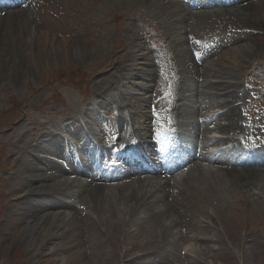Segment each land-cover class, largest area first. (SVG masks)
<instances>
[{
  "label": "rangeland",
  "instance_id": "rangeland-1",
  "mask_svg": "<svg viewBox=\"0 0 264 264\" xmlns=\"http://www.w3.org/2000/svg\"><path fill=\"white\" fill-rule=\"evenodd\" d=\"M78 1L82 12L74 11ZM52 2L37 10L40 15L46 14L49 21L43 19L39 24L37 17L39 26H34L28 19L14 15L6 23L5 28L9 29L3 26L0 36L1 41L6 38L5 44L0 46V264H264V181L261 175L242 187L234 177L214 183L203 167L198 176L193 171L190 180L179 186L182 191L168 194L167 186L166 195L174 214L168 233L159 227V220L142 224L147 215L143 209L135 211L136 214L127 213L129 203L116 206L117 202L110 200L108 206L99 198L89 204L79 200L77 189L72 186L63 189L64 196H59L57 187L46 193L42 189L40 194H49L45 199L52 202L60 198L62 203H56L59 207L41 209L36 216L48 213L50 218L66 212L82 219L70 222V227L59 223L54 229L55 235L48 231L51 220L42 227L33 226L35 221L29 216H22L18 221L16 212H23L25 201L15 207L27 189L39 183H30L28 179L33 175L38 181L44 176L52 177V161L46 160L55 159L52 157L55 153L61 159L64 158L61 153L71 156L73 152L75 157L81 158L84 152L89 156L81 146L82 140H85L84 147L87 146L88 139L80 134L95 145L94 142H100L101 123H107L110 128L118 127L122 132L126 127H135L134 122L127 123L128 119L123 116L127 118V111L138 105L148 113L157 80L163 74L170 78L171 66L167 64L162 70L159 67L165 63L167 54L178 73L172 89L167 92L177 99L176 121L180 122L178 130L185 137L193 140L189 131L196 129L195 118L200 113L197 106L202 103L197 95L202 87L193 86L192 76L198 46L210 48L209 58H214L210 67L217 70V78L227 80L231 76L237 88L244 89L241 102H246L248 95L251 100L255 95L251 88L256 87L262 88L259 99L264 105V0H251L252 5L243 15L232 19L195 15L191 20L181 11L174 12L177 8H171L170 3L165 4L163 0ZM225 4L218 5L229 8ZM72 16L74 20L67 19ZM115 16L122 20L121 27L115 23ZM73 25L78 31H69ZM235 27L254 33L236 39L232 37ZM17 38L21 39L20 43ZM157 49L166 50L155 59ZM11 53L13 57L9 58ZM142 53H147V62L136 58ZM133 54L139 64L135 67L138 70H133L137 72L135 77L131 75L132 70L129 71ZM18 63L21 68L17 67ZM150 70L153 80L148 92L132 95L139 88L135 85L150 86L144 77H137L145 76V72L150 74ZM249 72L253 74L251 79ZM227 83L232 85L227 91L233 90L231 94L237 101L241 93ZM140 88L145 90L144 86ZM214 90L205 96H214L212 101L217 99L220 105L223 98L216 97V93L221 91ZM168 103L172 104L170 99ZM256 105L257 102L250 101L246 110H253ZM210 107L201 110L202 113L220 109L213 104ZM242 114L238 107L235 113L238 119L233 120V125L239 124ZM225 121L223 124L230 122ZM231 131L226 133L231 136ZM28 147L34 150L25 155ZM199 161L207 160L198 159V164ZM25 165L36 172L25 173ZM215 167L221 166L207 168L214 171ZM65 171L66 175L60 179L77 176L71 169ZM194 176L199 178L198 182L194 181ZM126 177L120 179L125 182L115 181L111 187L131 186L130 178ZM45 183H52L54 187L52 181ZM99 193L102 194V190ZM257 193L262 197L257 198ZM36 198L32 202L40 204L43 197ZM157 209L153 207L154 211ZM28 228L32 234L23 236L20 232L24 229L25 233ZM172 228L175 234L169 236ZM193 235L202 241H190Z\"/></svg>",
  "mask_w": 264,
  "mask_h": 264
},
{
  "label": "bare ground",
  "instance_id": "bare-ground-1",
  "mask_svg": "<svg viewBox=\"0 0 264 264\" xmlns=\"http://www.w3.org/2000/svg\"><path fill=\"white\" fill-rule=\"evenodd\" d=\"M32 2H34V1H32ZM225 2H226L225 5L229 7L226 10L229 11L231 14H242V12H245L246 9H248L249 6L252 5L251 0H226ZM253 3H257V2L254 1ZM209 5H213V3L208 2L207 4H204V5L202 3L199 6H209ZM3 13H5V12L0 11V16ZM12 13H13L12 9H10L9 12H6V14L3 18H0V36L2 34V29H3L2 27L3 26H4V29H9V27L5 28V26H8L6 23H8L10 21V18H11L10 16L12 15ZM19 14L22 15V17H23L22 19H24V20L28 19L27 16H29V12L27 10L19 9V12H16V13L14 12L13 15H15V16L17 15L18 17H20ZM32 32H34V31H32ZM4 34L5 33L3 31V36H4ZM5 40H6L5 36L3 37L2 41L0 38V46L5 44V42H6ZM17 40H19V39L17 38ZM20 41H21V39L19 40L18 43H20ZM11 49H12V47H11ZM20 52H21V50H20ZM18 55H21V54H18ZM134 56L135 55L133 54V57H132V59H134L133 63L136 62ZM4 57H5V55H4ZM10 57H13L12 53H11V55H9V58ZM137 57L138 56H136V58ZM134 65H135L134 67H133V64L130 65V69H129V71L132 70L131 75H133V76L135 74H137V72H133V70L137 69L135 67H136V65H138V63H136ZM17 67L21 68L22 66L20 65V63H18ZM204 76H205V74H204ZM210 83H211L210 86L213 88V90L216 89V90L221 91V92L216 93V97H218V98L222 97L223 98V100L220 104L221 105L220 107L223 109L221 117H228L230 114L234 113V111L236 109V105H235L236 100H234V96L231 94L233 92V90L227 91L232 87V85H230L224 81L218 82V83H216V85L213 84V82H210ZM229 83H231V82H229ZM231 84H233V86L235 85L234 83H231ZM215 86H217V87L219 86L221 88H215ZM141 90H143V89L141 88ZM225 90L227 92L223 93V91H225ZM214 92H215V90H214ZM208 93H211V92H207V93L204 92L203 96H205ZM207 97H206L207 99H209V98L213 99L214 98V96H211V95L207 96ZM232 99L234 102L230 103L232 101ZM215 100L218 101L217 99H215ZM168 102H169V98L164 97V98L160 99L159 104L162 105V103H168ZM170 102H172V104L170 103L171 105H175L174 101L170 100ZM171 113H173V111H171ZM213 116H214V114H213ZM215 116H216V114H215ZM140 119H141L140 116H139V119L136 118L137 121H140ZM144 129L145 128H140V130L137 131V133L135 135L136 138L133 140L134 146L133 147L130 146L131 151L127 154V156L130 155L129 157H131V159L133 161H141L142 163H144V159H149V166L147 165V170L151 171V173H149L148 171H145L146 167H142L140 169H132L130 171L123 169V175L120 176V173H118V171H116L114 169H109L110 171L115 172V175L112 176V174L109 173V176L107 178V176L99 174L101 171L95 170V171H93V173H86V172H84L83 169L78 168L82 164L80 162V160L77 159V160L71 161L70 158H69V160H67L65 156H64V158L61 159L59 157V154H57V156H56V153H55L54 156L56 158L60 159L61 161L65 162L67 165L61 166V164H58V162H52L51 166L54 169V172H53L54 176L53 175H52V177L44 176V177H42L41 181L40 180L38 181L34 175L30 179H28V181L30 183H37V182H39V183L31 186V188L29 190L27 189V192L25 194H23V198L21 200H17L15 207H18V205H20V202H22V201H25V205H26V207L24 209H22L23 212H16V216H17L18 221H20L22 216L23 217L29 216L33 219L32 220L33 222L35 221V225H33V226L36 227V225L39 224L42 227L45 222H47V221L50 222V220H51L52 222H50V224H49L50 229H48L50 235H55L54 229L57 228V225L59 223H61L62 225L67 224L68 227H70L71 226L70 222H74L75 220L76 221H82V219H80V218L78 219L77 217H73L71 214L66 213V212H63L62 214H56L54 216L51 215L50 218L48 216V213H46L42 217H39L38 214L36 216V213L37 212L39 213V210H41V209L48 210V209H51L50 207L53 208L54 205H56V203L57 204L62 203V200L60 201V198H58V199L54 198L55 199L54 202L48 201V199H45V197H48L49 194L40 195L41 193H43V190H46L45 191V193H46L51 188L56 189V187H57L58 192L57 191L56 192L59 194V196L60 195L64 196L63 189L68 187V186H72V188L77 189L75 192H76L79 200H81V201L86 200L87 203H89V204L92 202V200L99 198V199H101V201H104V203H107L108 206H110L111 201H113V200L117 202L116 206H118L120 204H126L127 205V203H129L130 205H127L129 207H127V209H126L127 213H131L132 211L137 212L140 209H143L145 214H147V215L143 219L142 224L145 225L147 222H155V221L159 220L160 221L159 227L164 228V231L166 233H168L170 230V227L173 225L172 222L174 219V214L172 213V211H170V209L172 208L173 205L170 204L171 202L168 200L169 196L166 195L167 186H169L168 188L170 189V190L168 189V194H171V191H172V193L182 191L179 186L182 185L184 182H186V180L189 179L190 174L193 171L197 172V176H198V172L201 173L202 168L197 163L198 159L209 161L210 167L221 166L218 168L215 167L214 171H211L209 168L205 169V170H208L207 174L209 177L213 178L212 180L214 183L216 181L221 183L223 181V179L232 180V177H234L236 180H239L238 184L241 185L242 187H244L246 184L250 183L251 180H255V178L259 175H261V177L264 181V170L259 169L257 167L259 164L264 166V155L261 154V156L259 157V160L254 161L253 158L256 157V153L253 151H255V150L243 151L237 143H233L232 145L225 147L221 150L214 151L213 153H203V150L205 147L207 148V146L210 145L214 141H219V139H208V138H204V136H201V134L207 129L206 126L201 127V130L197 133L198 137L199 138L201 137V139H200L201 140V146L198 149L193 147V153L189 156V158H187V155L182 156V154H180L178 156L168 157L165 154H163L161 151H159L157 157L148 158L142 152L141 149H143L144 152H146V149L149 147L148 145L145 146V144H147L146 138H148V137L153 138L154 134H153V132L150 133V132L144 131ZM221 130H224V128H221ZM133 134L134 133L132 130L127 135V136H129V138L127 139V142L130 141L131 138L133 139V136H134ZM121 140L122 139H120V141ZM227 142L231 143V140L228 139ZM118 146L120 147V146H122V144L118 143ZM154 146L162 147V149L165 147L164 145L161 144V142L159 140L155 141ZM51 148H53V147H51ZM128 148L129 147L125 148V150ZM33 150H34V148L28 147L25 149L24 154L30 155V152ZM51 151L56 152L54 150H51ZM102 154H103V156H105L106 151H102ZM109 154H112V153H109ZM124 155H125V152H124ZM113 156L116 159H122L123 158L122 152H118L117 154H114ZM141 156H145V157L142 158ZM212 156H215V157L213 158ZM239 157L245 158L243 165H239L241 162ZM249 159H252V161L249 162L248 161ZM69 163H70V166H69ZM31 165H33V164H31ZM186 165H188L187 170H186ZM25 168H26L25 173L29 172L28 174H30V175L33 172H36L33 170V167H31L30 165H25ZM65 169L66 170L71 169L73 172H75L77 174V176L79 175L78 177L80 179H78L76 181H70V180L65 179V178L60 179L59 177L63 178L66 175L67 172L65 171ZM180 170H181L180 174L178 173L179 175L174 176V174H176L177 171H180ZM142 175L147 176L148 178L143 177ZM55 176H57V177H55ZM197 176H194L193 179H194V181L198 182L199 178ZM123 177L130 178L132 185L131 186L130 185L119 186L118 188H112L111 187V185H114L113 183H110L111 180L116 181L117 183L121 184V183L125 182L124 180H120ZM174 178H178V180H174ZM118 180H120V181H118ZM236 180H234V181H236ZM49 181L54 182L55 188L53 187L52 183L49 185L45 183V182H49ZM103 182H105V184L102 187ZM118 189H120V190H118ZM101 190H102V194L99 193ZM103 191H104V193H103ZM124 192L126 193V195L123 194ZM72 194L73 193H71L69 195V197L72 196ZM36 197H38V198L43 197L44 200L41 198L42 202L40 204H35L32 202V199L33 198L37 199ZM50 202H52V203H50ZM64 205L65 204H63V206ZM56 206H58V205H56ZM153 207H155L156 209L158 208V209L156 211H154ZM174 207L176 208V205ZM134 212H132V213H134ZM136 212L134 214H136ZM34 215H35V217H34ZM119 221H122V220L120 219ZM94 224H95V222H94ZM22 231L20 233L23 236L25 234L27 236H29L28 234H32L30 232L31 230H29V228H28V230H26L27 233H26V231H25V233H24V231L23 232ZM172 231H173V228H172L169 236H174L175 232H172ZM68 234L70 237L73 235L72 232H70ZM54 239H56V238H54ZM198 239H200L202 241V238L193 235V237H191L190 241H193L195 243L201 242ZM52 240L53 239H51V241Z\"/></svg>",
  "mask_w": 264,
  "mask_h": 264
}]
</instances>
